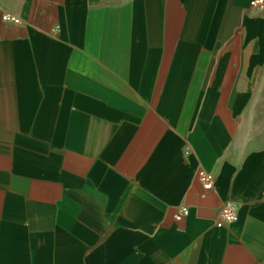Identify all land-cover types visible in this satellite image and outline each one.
<instances>
[{"label":"crops","instance_id":"obj_1","mask_svg":"<svg viewBox=\"0 0 264 264\" xmlns=\"http://www.w3.org/2000/svg\"><path fill=\"white\" fill-rule=\"evenodd\" d=\"M0 264H264V0H0Z\"/></svg>","mask_w":264,"mask_h":264},{"label":"built area","instance_id":"obj_2","mask_svg":"<svg viewBox=\"0 0 264 264\" xmlns=\"http://www.w3.org/2000/svg\"><path fill=\"white\" fill-rule=\"evenodd\" d=\"M262 4H263V1H257V2L252 3L253 6L262 5ZM3 21L9 24H19L20 23V19L12 15H4ZM199 177L204 182V187L206 190L212 189L213 184H212V178L210 174H207L202 171L199 173ZM188 215H189V209L183 206L178 209V212L175 215V219L177 221H182ZM237 216H238V205L233 202L226 203L220 211L221 221L217 223V227L221 228L225 225H229L235 222L237 220Z\"/></svg>","mask_w":264,"mask_h":264}]
</instances>
